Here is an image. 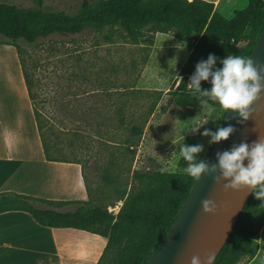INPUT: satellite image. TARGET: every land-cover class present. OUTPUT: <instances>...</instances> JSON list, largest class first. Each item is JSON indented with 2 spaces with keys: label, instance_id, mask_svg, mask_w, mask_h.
Segmentation results:
<instances>
[{
  "label": "rangeland",
  "instance_id": "rangeland-1",
  "mask_svg": "<svg viewBox=\"0 0 264 264\" xmlns=\"http://www.w3.org/2000/svg\"><path fill=\"white\" fill-rule=\"evenodd\" d=\"M0 1L20 7L34 5L33 0ZM99 1L92 0L94 4ZM209 1L227 17L247 5V0ZM81 2L46 0L44 9L76 13ZM177 33L176 29L163 32L146 26L133 35L120 22H110L90 26L81 33H54L35 43L18 40L32 79L34 103L48 120L51 142H57L69 157L81 160L88 200L108 206L115 214L131 189L135 171L157 165L168 171H183L178 148L183 130L209 118L207 108H180L170 93L180 81L189 82L182 70L192 47ZM6 39L0 34V40ZM246 41L244 37L241 43ZM216 121L208 119L198 132L185 133L184 143L204 145L196 154L198 159L205 156L210 145V137L200 132L212 129ZM133 124L144 128L141 136L132 137ZM76 129H80L79 139H73ZM129 138L133 147L127 143ZM255 243L254 253L243 256L237 264H264V222ZM107 260L101 264H108Z\"/></svg>",
  "mask_w": 264,
  "mask_h": 264
},
{
  "label": "trees",
  "instance_id": "trees-1",
  "mask_svg": "<svg viewBox=\"0 0 264 264\" xmlns=\"http://www.w3.org/2000/svg\"><path fill=\"white\" fill-rule=\"evenodd\" d=\"M45 1L33 0L34 5L30 7L0 1V34L8 38L3 42L18 50L45 158L76 162L81 166L80 159L69 157L48 136V120L43 118L34 103L32 79L25 68L19 39L35 43L54 33H81L90 26L110 22H120L133 35L139 34L146 26L163 32L176 29L177 37L192 47L182 70V74L189 78L196 63L206 59L209 53L220 58L228 54L249 57L264 27V0H247V5L235 9L231 17L219 12L215 3L209 0H101L96 4L92 0H82L76 13L45 10ZM244 37L247 41L242 44ZM217 66H220L219 61ZM201 86L208 88L210 84L201 81ZM170 93L180 108L200 105L183 81ZM223 116L215 122L213 131L216 125L222 126ZM143 129L133 124L130 133L132 137L141 136ZM79 136L80 129H76L73 139H79ZM127 143L134 146L132 138ZM213 146L209 145L202 159L209 157ZM179 165L184 169L185 162L180 159ZM161 169L157 165L156 168L135 171L131 189L122 197L123 204L116 214L108 206L92 204L90 200H51L15 191L0 192V213L26 211L43 226L72 227L106 237L107 244L97 264L107 258L108 264H145L175 222L196 181L183 171ZM83 177L88 190L84 170ZM70 205L75 206L74 209L63 210ZM263 222L264 204L252 192L213 264H237L243 256L253 254L255 237Z\"/></svg>",
  "mask_w": 264,
  "mask_h": 264
},
{
  "label": "crops",
  "instance_id": "crops-1",
  "mask_svg": "<svg viewBox=\"0 0 264 264\" xmlns=\"http://www.w3.org/2000/svg\"><path fill=\"white\" fill-rule=\"evenodd\" d=\"M3 41L0 192L15 191L51 200H88L81 164L45 158L18 50ZM106 244V237L93 232L43 226L26 211L0 213V264H97Z\"/></svg>",
  "mask_w": 264,
  "mask_h": 264
},
{
  "label": "clouds",
  "instance_id": "clouds-1",
  "mask_svg": "<svg viewBox=\"0 0 264 264\" xmlns=\"http://www.w3.org/2000/svg\"><path fill=\"white\" fill-rule=\"evenodd\" d=\"M218 61L220 66H217ZM261 72H264V68H258L251 57L228 54L220 58L209 53L206 59L196 63L187 86L203 109L207 108L208 119L216 121L222 113L224 120L231 109L238 117L237 123L244 124L251 117V105L264 90V76ZM201 81H208L210 87L203 88ZM208 119L195 121L183 130L182 142L178 145L179 158L185 162L183 173L199 180L202 174L219 170L214 180H226V188H250L253 195L264 204V137H258L251 143L241 141L230 149L217 152V163L209 166L206 158L198 159L196 155L203 151V144L184 143L185 133L198 132ZM234 130L232 124H219L214 131L204 128L200 134L210 137L208 143L211 145L228 139ZM201 203L205 212L214 211L215 203L211 199H204ZM207 260L210 264V255ZM191 264H202L201 258L192 256Z\"/></svg>",
  "mask_w": 264,
  "mask_h": 264
},
{
  "label": "water",
  "instance_id": "water-1",
  "mask_svg": "<svg viewBox=\"0 0 264 264\" xmlns=\"http://www.w3.org/2000/svg\"><path fill=\"white\" fill-rule=\"evenodd\" d=\"M258 68H264V27L250 56ZM264 76V72H261ZM222 126L232 124L235 130L226 140L214 144L207 158L209 166L217 163V152L230 149L241 141L251 143L264 137V90L251 105V117L237 123L238 117L228 110ZM247 163V161H245ZM215 173H204L194 182L178 217L156 246L145 264H191V257L201 258L202 264H213L223 245L234 230L240 214L250 197V188H226V180H214ZM211 199L214 211L205 212L201 201Z\"/></svg>",
  "mask_w": 264,
  "mask_h": 264
}]
</instances>
